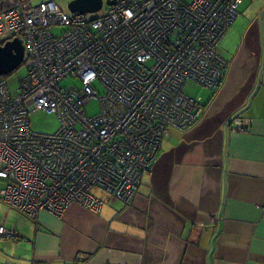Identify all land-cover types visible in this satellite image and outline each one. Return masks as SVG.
<instances>
[{
    "label": "built area",
    "instance_id": "built-area-1",
    "mask_svg": "<svg viewBox=\"0 0 264 264\" xmlns=\"http://www.w3.org/2000/svg\"><path fill=\"white\" fill-rule=\"evenodd\" d=\"M243 1L103 0L87 13L55 0L0 2V44L19 38L26 68L15 93L0 76V199L34 219L74 202L93 212L111 197L129 203L162 139L202 111L184 84L220 85L228 63L218 45ZM32 110L55 113L59 127L32 130ZM0 234L17 235L3 225Z\"/></svg>",
    "mask_w": 264,
    "mask_h": 264
},
{
    "label": "crops",
    "instance_id": "crops-1",
    "mask_svg": "<svg viewBox=\"0 0 264 264\" xmlns=\"http://www.w3.org/2000/svg\"><path fill=\"white\" fill-rule=\"evenodd\" d=\"M238 62L232 89L223 76L197 120L162 139L129 203L34 219L0 199L17 233L0 234V264H264V81Z\"/></svg>",
    "mask_w": 264,
    "mask_h": 264
},
{
    "label": "rangeland",
    "instance_id": "rangeland-1",
    "mask_svg": "<svg viewBox=\"0 0 264 264\" xmlns=\"http://www.w3.org/2000/svg\"><path fill=\"white\" fill-rule=\"evenodd\" d=\"M55 1H57L61 7L66 8V4L70 0ZM238 12V16L229 26L218 45L219 54L228 63V67L223 75H226L225 80L221 83L223 84V88L228 86L229 89H232L235 84V76L240 70V63L238 60L242 62V70H246L244 77L253 78L256 76L257 81L259 79L261 82L264 81V0H244L240 4ZM62 29V27H55L52 31L54 34H59ZM25 73V66L20 65L6 76L7 83L12 93H15L19 83L18 80L22 78ZM71 82H73V80L67 78L62 81V84L68 85ZM220 85L215 90H209L192 81H187L184 84L183 92L191 97H202L204 100L208 96H211V94L212 96L215 95ZM98 90H103L101 84L98 85ZM97 111L98 101L97 99H93L87 105L86 112L88 114H95ZM29 120L32 130L44 133H52L60 125V121L55 113H46L41 110L30 111ZM2 186L3 181H0V187Z\"/></svg>",
    "mask_w": 264,
    "mask_h": 264
},
{
    "label": "water",
    "instance_id": "water-1",
    "mask_svg": "<svg viewBox=\"0 0 264 264\" xmlns=\"http://www.w3.org/2000/svg\"><path fill=\"white\" fill-rule=\"evenodd\" d=\"M115 0H105L106 4H112ZM103 0H70L66 4L72 12H95L102 6ZM262 18V16H261ZM24 46L19 38L7 40L0 44V76L14 71L23 61ZM233 117V119H235Z\"/></svg>",
    "mask_w": 264,
    "mask_h": 264
},
{
    "label": "trees",
    "instance_id": "trees-1",
    "mask_svg": "<svg viewBox=\"0 0 264 264\" xmlns=\"http://www.w3.org/2000/svg\"><path fill=\"white\" fill-rule=\"evenodd\" d=\"M226 33V32H225ZM8 74H6V75H3L4 77H6Z\"/></svg>",
    "mask_w": 264,
    "mask_h": 264
},
{
    "label": "clouds",
    "instance_id": "clouds-1",
    "mask_svg": "<svg viewBox=\"0 0 264 264\" xmlns=\"http://www.w3.org/2000/svg\"><path fill=\"white\" fill-rule=\"evenodd\" d=\"M20 66V65H19Z\"/></svg>",
    "mask_w": 264,
    "mask_h": 264
},
{
    "label": "flooded vegetation",
    "instance_id": "flooded-vegetation-1",
    "mask_svg": "<svg viewBox=\"0 0 264 264\" xmlns=\"http://www.w3.org/2000/svg\"><path fill=\"white\" fill-rule=\"evenodd\" d=\"M264 16V15H263Z\"/></svg>",
    "mask_w": 264,
    "mask_h": 264
}]
</instances>
